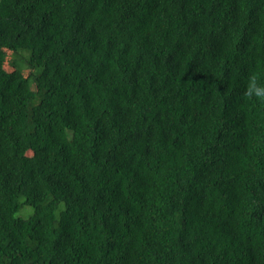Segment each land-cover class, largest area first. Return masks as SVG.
<instances>
[{
    "label": "trees",
    "instance_id": "trees-1",
    "mask_svg": "<svg viewBox=\"0 0 264 264\" xmlns=\"http://www.w3.org/2000/svg\"><path fill=\"white\" fill-rule=\"evenodd\" d=\"M257 90L264 0H0V264H264Z\"/></svg>",
    "mask_w": 264,
    "mask_h": 264
},
{
    "label": "rangeland",
    "instance_id": "rangeland-1",
    "mask_svg": "<svg viewBox=\"0 0 264 264\" xmlns=\"http://www.w3.org/2000/svg\"><path fill=\"white\" fill-rule=\"evenodd\" d=\"M33 212V208L31 206H24L19 212H18V216L21 217H27L28 215H30Z\"/></svg>",
    "mask_w": 264,
    "mask_h": 264
},
{
    "label": "clouds",
    "instance_id": "clouds-1",
    "mask_svg": "<svg viewBox=\"0 0 264 264\" xmlns=\"http://www.w3.org/2000/svg\"><path fill=\"white\" fill-rule=\"evenodd\" d=\"M249 94H251V93H249ZM256 95H264V92H261L260 90H257L256 91Z\"/></svg>",
    "mask_w": 264,
    "mask_h": 264
}]
</instances>
